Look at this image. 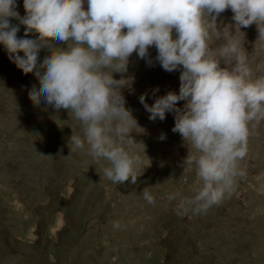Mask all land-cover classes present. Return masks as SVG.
<instances>
[{"label": "rangeland", "instance_id": "obj_1", "mask_svg": "<svg viewBox=\"0 0 264 264\" xmlns=\"http://www.w3.org/2000/svg\"><path fill=\"white\" fill-rule=\"evenodd\" d=\"M16 5L23 17V0ZM232 15L223 12L218 28L228 26L234 34ZM19 27L23 37L25 28ZM240 31L235 37L248 53L253 77L264 76V36L255 24ZM223 42L213 37L212 47ZM47 54L41 49L39 59ZM149 55L151 66L133 53L126 72L113 73L114 79L133 78L122 94L139 127L132 133L139 143L134 151L145 166L149 160L135 184L129 179L116 185L104 174L107 161L94 159L87 144L73 150L69 138L82 136L83 126L71 112L33 105L28 91L38 81L23 74L0 44V264H32L42 243L50 264H264V119L249 125L247 155L239 161L245 175L236 177L231 193L206 212L180 210V200L193 197L201 183L195 165L184 162L195 149L172 131L174 113L149 120L139 101L144 93L149 105L168 91L178 93L180 72L164 71L154 46ZM145 187L155 203L144 199ZM92 215L101 222L85 226L69 249Z\"/></svg>", "mask_w": 264, "mask_h": 264}, {"label": "clouds", "instance_id": "obj_2", "mask_svg": "<svg viewBox=\"0 0 264 264\" xmlns=\"http://www.w3.org/2000/svg\"><path fill=\"white\" fill-rule=\"evenodd\" d=\"M86 3L85 9V0H23L21 17L16 0H0V44L23 74L31 73L38 81L28 91L29 100L37 107L43 102L71 112L83 126L82 136L69 138L73 150L87 144L94 159L107 161L108 180L135 184L149 160L145 166L134 151L139 143L132 133L139 127L122 94L133 78L114 79L113 73H125L133 53L151 66L149 49L154 46V59L164 71L179 70V91H168L151 105L147 93L139 101L149 120L163 121L166 112L174 113L172 131L195 149L184 162L195 165L201 182L194 196L182 198L178 207L200 214L219 204L233 190L236 177L245 175L239 161L247 155L249 125L264 119V76L253 77L248 53L235 37L237 30L253 24L264 36V0ZM229 9L234 34L228 26L217 25ZM20 25L23 37L17 35ZM29 33L36 38H28ZM213 37L224 42L213 48ZM41 49L48 53L42 60ZM158 90H152L153 96ZM180 101L182 108L177 106ZM142 193L148 203H155L149 187Z\"/></svg>", "mask_w": 264, "mask_h": 264}, {"label": "trees", "instance_id": "obj_3", "mask_svg": "<svg viewBox=\"0 0 264 264\" xmlns=\"http://www.w3.org/2000/svg\"><path fill=\"white\" fill-rule=\"evenodd\" d=\"M23 85H25V84H23ZM29 89H31V88L29 87ZM50 208H48L47 212L50 211ZM94 208H95V206L93 204H91L90 210H94ZM44 219L47 220L46 217ZM100 222H101V218L97 217L96 215H92V216L88 217L87 221H85L84 224L81 227H79L78 233L75 234L73 241L68 246L69 249H73L72 246L75 248V245H77L79 243V241L81 240L82 235L85 232H87V229H85V226H87V225H91L92 226L93 224L97 225ZM42 245H43V243L41 244V247H39V255H37L34 260H30V261H32V264H50V263L47 262L48 258H47V256L44 253V249H45V252H46V244H45V246H42ZM167 248L169 249L168 246H167ZM13 253H15L17 255L24 256V254L18 253V252L16 253L15 251H13Z\"/></svg>", "mask_w": 264, "mask_h": 264}]
</instances>
